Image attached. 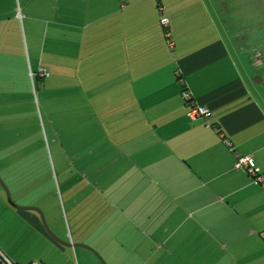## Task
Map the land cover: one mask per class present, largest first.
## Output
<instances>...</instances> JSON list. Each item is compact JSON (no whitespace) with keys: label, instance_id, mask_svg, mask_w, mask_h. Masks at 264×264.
Listing matches in <instances>:
<instances>
[{"label":"crops","instance_id":"0c3cea01","mask_svg":"<svg viewBox=\"0 0 264 264\" xmlns=\"http://www.w3.org/2000/svg\"><path fill=\"white\" fill-rule=\"evenodd\" d=\"M258 14L260 0H0L6 117L20 103L21 72L29 89L44 69L52 133L58 121L61 135L105 139L93 160V149L75 147L77 178L64 177L59 214H44L60 241L106 264H264V186L234 168L247 156L264 172V46L247 29ZM181 79L206 118H188ZM34 161L29 153L4 169L13 187ZM94 165L109 181L120 176L125 192L97 191ZM17 190L18 205H33L32 192ZM4 259L102 264L53 240L0 189Z\"/></svg>","mask_w":264,"mask_h":264},{"label":"rangeland","instance_id":"374dc122","mask_svg":"<svg viewBox=\"0 0 264 264\" xmlns=\"http://www.w3.org/2000/svg\"><path fill=\"white\" fill-rule=\"evenodd\" d=\"M241 17H244L243 11L241 12ZM253 18L249 23H255V25L246 28L248 32L257 38L254 43H257L258 46H264V14H258ZM20 80V103L16 107L14 106L13 114L6 117L7 104L0 100V103H2L0 107V173L4 177L15 203L16 201L25 202L15 197L17 186L19 196L29 192H32V195L35 196L33 205L30 206L41 209L43 214L48 215L51 213L53 216H57L59 208H62L60 204L61 193H65L64 177L72 176V178H77V171H80L75 163V147L82 146L87 148V150L93 149V160L98 154L96 149L103 145V140L105 139L97 135H79L81 131L77 128L78 133L76 129H73L74 131L61 135L58 121H54L56 133L53 134L52 129L48 125L49 121L45 117L41 90L38 87L35 89L32 84L31 88L29 87L28 89L22 78V72ZM23 101L24 103H22ZM53 107L57 108L58 105H53ZM96 146L97 148L95 149ZM87 150L85 149V151ZM29 153L35 154L36 162L34 161V164H36L34 167L33 165L31 166L32 170L29 169L30 165L28 168L25 166V171L30 172L29 175L20 172L22 169L17 174L15 173L13 176L14 181L16 183L19 181V184L17 183L16 185L14 183L13 187L3 170L15 161H18L15 166H21L22 157ZM105 154L106 152H102V155ZM94 166L93 168H96L94 172H97L101 178V180H98V184L94 186L97 191H102L104 194L112 192L123 194L125 192V185L118 179L120 176H112L111 180L116 181L114 183L108 180V168ZM83 170L90 173L92 168L84 167ZM89 184L83 183L87 188L86 191L92 192L93 186ZM71 192L76 193L77 191L73 188Z\"/></svg>","mask_w":264,"mask_h":264},{"label":"built area","instance_id":"2783aa9c","mask_svg":"<svg viewBox=\"0 0 264 264\" xmlns=\"http://www.w3.org/2000/svg\"><path fill=\"white\" fill-rule=\"evenodd\" d=\"M161 25L165 29V37L169 38V27L168 20L166 18H162L160 20ZM38 74L42 76H46V71L44 69H40ZM181 84L184 85V81L181 79ZM181 97L187 106V116L191 120H197L199 118H206L208 116V111L205 107L198 104L193 98L189 89L184 85L183 90L181 92ZM225 144L231 147L230 142L225 140ZM235 169H242L247 172V174L253 179V181L257 184H261L264 186V172H260L259 168L255 165L253 159L247 156H237L236 162L234 164ZM5 264H12L7 259H4ZM40 264V263H34Z\"/></svg>","mask_w":264,"mask_h":264},{"label":"water","instance_id":"95a60500","mask_svg":"<svg viewBox=\"0 0 264 264\" xmlns=\"http://www.w3.org/2000/svg\"><path fill=\"white\" fill-rule=\"evenodd\" d=\"M0 185L3 187V190H4V193H5V196H6V199L8 201V203L14 207L15 209H18V210H21V211H30V212H35L37 213L39 219H40V222L41 224L43 225L45 231L48 233V235L53 239L55 240L56 242L64 245V246H74V247H77V246H81V247H84L86 248L87 250H89L95 257H97V259L102 263V264H106L105 261L101 258V256L94 250L92 249L91 247L89 246H86V245H77V244H73L71 245L70 243H65L63 241H60L54 234L53 232L50 230L46 220H45V217H44V214H43V211L37 207H34V206H21V205H18L16 204L12 197H11V194L8 190V188L5 186V184L2 182V179L0 177Z\"/></svg>","mask_w":264,"mask_h":264},{"label":"trees","instance_id":"16d2710c","mask_svg":"<svg viewBox=\"0 0 264 264\" xmlns=\"http://www.w3.org/2000/svg\"><path fill=\"white\" fill-rule=\"evenodd\" d=\"M260 2L264 3V1H260ZM44 77H45V76H42V77H41L39 74H37V75H33V76H32V83H33L35 89H37V87L39 88L40 80H41L42 78H44Z\"/></svg>","mask_w":264,"mask_h":264},{"label":"flooded vegetation","instance_id":"af4514ba","mask_svg":"<svg viewBox=\"0 0 264 264\" xmlns=\"http://www.w3.org/2000/svg\"><path fill=\"white\" fill-rule=\"evenodd\" d=\"M3 172H4V170H3ZM23 173H25L26 171H22ZM16 174H17V172H16ZM0 177H1V179H2V182L5 184V186L7 187V184H6V182H5V179H4V177H2V175H1V173H0ZM0 189H1V191H2V193L5 195V193H4V190H3V187L0 185ZM12 197V196H11ZM14 201V200H13Z\"/></svg>","mask_w":264,"mask_h":264}]
</instances>
